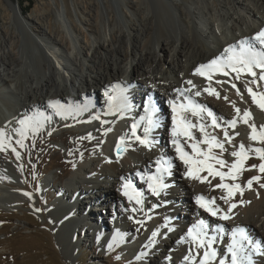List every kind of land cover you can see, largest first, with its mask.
I'll return each instance as SVG.
<instances>
[{"label": "rangeland", "instance_id": "1", "mask_svg": "<svg viewBox=\"0 0 264 264\" xmlns=\"http://www.w3.org/2000/svg\"><path fill=\"white\" fill-rule=\"evenodd\" d=\"M164 1L168 3L170 1L171 6H169L174 12L180 9L181 11L191 9L189 4L183 0ZM255 1L200 0L197 4L202 9L210 4L213 6L216 15L224 14L225 10L230 12L225 15L220 28L226 27L228 23L233 24L236 20L238 22L235 23L236 29L239 28L240 31L242 24L244 28L251 24V29L257 34L264 29L255 24L261 18L257 7L259 3L257 4ZM29 4L32 7L28 12ZM156 9V0H0V56L18 53V55H23V60L27 57L29 60L30 58H37V56L41 57L39 46L37 47L36 44L39 40L37 35H41L43 39L54 42V48H58L57 51L68 55L74 66L82 72L84 80L86 78V83L91 85L90 87L93 86L92 88H96L94 76L99 74L97 73L98 68L104 73L107 71L112 73L117 69V66L127 70L119 75L122 81L124 79L123 82L121 81L123 85L117 81L112 86L99 87L94 95L89 97L91 100H89L90 108L87 106L86 99V103L76 105L80 109L77 112L71 111L65 114L67 110L61 109L62 111H59L61 114L57 115L56 120L50 117L51 115L47 116L46 114L40 115L36 120L32 116L34 113H31L23 118L15 117L12 124H7L6 133L9 141L3 139L6 147L0 150V160L12 165L14 171L7 170L4 166L0 167V177L12 181L13 184L7 183L8 188H13L14 192L16 189L19 192L23 190V194H26V197L29 194V197L19 204H14V206L13 203L6 204L0 200V260L3 264H179L178 260L181 257L184 258L189 255L190 250L195 251L191 239L188 240L189 242L187 240L182 242L181 239L176 240L174 245L170 246L169 253L162 251V247L158 245L159 241L165 244L171 233L178 232L187 225L192 227L202 219L192 214L193 210L190 206H199L196 199H185L187 190L180 184L178 185L181 176L176 173L177 165L180 168L185 165L178 158L176 152L173 154L174 163L168 157L158 159L165 162V167L168 166V162L171 163V175L165 173L163 177L164 183L168 187L159 196L152 195L147 184V177L157 174V163H151L150 170L145 174L142 172L141 175H137V172L131 174L128 171L123 173V179L133 184L137 183L138 190L136 191L142 193L143 206L140 212L135 210L134 206L125 207V205L111 199L105 202L104 199H100L98 202L86 203L84 204L86 208L84 210L82 208V214L87 218L86 224L77 221L76 223L80 224H77L76 227L71 225V233L68 236H65L64 231L66 224L70 225L69 217L67 220H60V222L52 217V213L55 214L54 206L59 205V201H62L59 192L62 191V188L60 189V187L66 185L73 171L77 168L81 169L87 164H92L94 168L98 169L101 162L106 161L107 156L110 155L120 158L123 145L118 153L117 147L112 143L117 128L121 132L118 138L115 137L116 143L124 144V147L126 144V148L132 152H140L141 154L152 152L158 156L163 149L170 148L176 151L171 142L173 139L171 131L173 112L170 102H175L177 107L178 104L182 103L187 106V103L181 95H175L176 90L172 95L171 92L162 90V84L159 82H150L145 79V76L147 79H151L152 66L155 63H152L151 56H148L146 52L140 55V48L138 47L139 41L142 40L141 46H144L146 50H154L157 53L156 61L161 56L166 67L176 58L175 53L170 51L168 42L162 41L159 46L155 44L157 40L155 21L158 18ZM229 15L234 17L231 19L232 21L227 19ZM15 16L17 17L15 18ZM205 16L203 15L204 19L215 18L214 16L212 18L209 13H207V18ZM25 17L29 20H25ZM169 18L170 25H174L173 18L170 15ZM244 20H248V25L245 24ZM254 20L256 21L254 22ZM199 23L202 32L207 36V27L203 22ZM4 31L17 36L18 46L15 50L9 48L8 37ZM33 36H35L34 39ZM135 36L139 38L138 41H136ZM178 36L179 32H175L171 28L169 38ZM43 43L47 44L46 42ZM135 43H138L137 47H135ZM44 47L42 46V48ZM148 57L149 59H147ZM140 58L147 59L144 68L139 70L140 75L136 74L138 80H142L143 84L139 81L138 84H127L125 80H130L133 77V72H130L131 64L139 62ZM36 65L37 62L33 63V69L39 68L38 65L35 68ZM105 68H107L106 71ZM256 72V77H240L237 81L246 83L247 89L250 87L254 88L253 91L256 93H264V81L258 79L260 70L257 69ZM253 80L256 83H253ZM231 81H223L221 87L225 85L223 88L230 90L233 88ZM245 94L241 97L242 105L254 117L252 121H248V124L242 121L241 124L237 125L251 131L248 125L254 124L259 131L261 126H264V122L257 116L259 107L253 102L252 105H248L245 101L251 96L248 91ZM5 95H10L8 90L0 89V97ZM136 95H138L137 104H130V108H133L131 109L132 112L136 111L138 114L126 112L125 102L129 97ZM110 96L114 97L112 102L109 99ZM177 99L180 100L177 101ZM152 104H156V108L159 106L162 114H152ZM183 112L185 113L183 120L196 125L195 128H190L191 135L194 137L192 142L196 143L204 139V133L199 130V126L203 124L209 137L215 136L217 140L224 143L225 153H221L218 148L212 150L213 155L229 164L228 167L222 168L219 164L215 165L218 171L225 173L229 171L231 165L238 160L231 153L239 151L240 144H244L249 158L243 161L241 170L234 173L236 179L225 177L227 181H230V185L239 184L244 190L241 198L232 203L236 205L234 208L239 205L243 206L244 203L248 202L247 199L252 192L260 191V188H263L260 187L264 185V180H260V174L263 175L264 173L259 170V165L264 163V160H261L259 154L253 149L264 148V146L253 145L243 134L236 135L239 133V127L233 128L225 120L219 124L221 127L212 126L211 123L203 119V115H207L205 110L199 111L196 115H193L191 110ZM187 112L191 117H187ZM150 115L158 126L154 127L148 134L150 137L151 134H157L158 139L149 149L141 145L132 136V125L134 123L138 125L136 135L143 138L139 129L144 132V128L147 126V117ZM26 118H32L33 121L38 122V130L22 126L20 121ZM164 118L168 120V123L170 122V126L165 127L163 125ZM213 128H217L223 134L212 133ZM225 128L227 131L237 130L232 133L236 137L238 136L237 140L232 139L231 143L225 142L223 132ZM20 129H23V137L18 131ZM66 129H73L74 131L73 135L66 138L67 142L63 140ZM88 135L94 139L95 149L90 150L88 155L80 160L77 156L70 155L68 143L80 152L83 148L76 147L75 143L79 139L87 138ZM108 136L111 137V145L109 149H106ZM17 141H21V143H17ZM181 141L186 146L185 151L191 154L192 149L188 147L186 137L181 136ZM199 147L207 150L206 144H200ZM71 160L73 163L69 164ZM213 163L215 164V162ZM124 165L122 163L121 167L126 169ZM253 165L256 167H252ZM245 171L249 172L250 175L242 183L235 181L243 177ZM252 177H259V179L253 180L251 187H248L247 182ZM78 185H80L79 182ZM171 195H173V199H168V196L171 197ZM126 209H128V214L125 213ZM173 210L176 211L175 216ZM90 212H94V214ZM75 218H78L77 214L74 215L73 219ZM204 221L210 226L209 235H218L216 243L225 246L224 250H226V245L231 243L230 230L225 228V233L222 238H219V234L215 233L217 225ZM93 223L98 224L96 229L92 228ZM141 225L140 229L139 226ZM121 229L123 232L121 236H116ZM154 231L157 232V236L153 238L152 233ZM250 238L259 242L257 237L252 236ZM149 253L154 254L157 261L152 263L145 259ZM253 257L256 260L254 264H264V256L254 255ZM182 264H191V262L186 261Z\"/></svg>", "mask_w": 264, "mask_h": 264}, {"label": "bare ground", "instance_id": "2", "mask_svg": "<svg viewBox=\"0 0 264 264\" xmlns=\"http://www.w3.org/2000/svg\"><path fill=\"white\" fill-rule=\"evenodd\" d=\"M183 1L187 2L191 9H188L186 11H181L180 9L174 12L172 11L173 9L170 7V1L168 3L164 0H156V11L158 18L155 21V25L157 27V40L155 44L156 46H159L162 41L168 42V44L170 45V51H173L175 53L176 58L172 63H170L166 67L162 62L161 56L156 61L157 53H155L154 50L152 51V49L146 50L144 46H141L142 40H140V44L138 46L140 48V55L141 53L146 52L148 56H151L152 63H155L152 66L151 79H147L146 76L145 79L150 82H159V84H162V90L171 92L172 95L174 93V90H176L175 95H181L182 98L186 101L185 103H187V105L189 101H192L194 105L203 106L205 112H207V115H203L204 121L206 120L208 123L212 124V120L213 118H215L216 122L220 124L224 120L228 122L235 118L237 119L235 127H237V124H241L243 120L238 117L236 109H240V116H242L244 111H247V109L242 105L241 101L242 95L247 92V88L245 86L246 83L244 84L242 83V81H237V73L232 72L231 70L228 71V75H223L221 73H212L211 80H208L205 76L194 75V73L200 65L208 64L211 60L217 59L219 57H226L228 54L225 53L224 50L229 46H234L235 49H237L236 51L238 52L240 50L241 41L244 42L246 47L250 45L257 51H264V46H261L254 39L256 34L255 32H253L254 30L251 29V24H249V27L247 26L246 28H244L242 24L241 29L239 31V28L236 29L237 25L235 23L238 22H236L235 20V23H228L226 27L222 26V28H220L219 26L222 24V20L225 18V15H228L230 13L228 10H223L224 14L216 15L213 6H210V4H205V9H202L199 7L200 5L197 4V2L199 3L200 0ZM256 1L257 4L259 3L257 7L259 13L261 14V18H259L257 22H255L256 20H254V22L258 27L260 26L262 29H264V0ZM254 7L256 6L254 5ZM207 13L211 14V17L214 16L215 18L204 19L203 15L207 16ZM169 15L171 18H173L174 25H170ZM16 17L17 16H15V18ZM232 18L234 19L232 15L227 16V19H229L230 21H232ZM25 20L28 21L29 19L25 17ZM247 21L244 20L245 24L248 25ZM199 22H203V24H205V26L207 27V36H205L202 32ZM171 28L174 29L175 32H179L178 37H174L171 39L169 38V32ZM5 33L8 37L9 48L15 50L18 46L17 36L11 32ZM37 36H39L37 37L39 40L37 39L38 41L36 42V44L37 47L39 46L38 49L40 51L41 57L37 56V58L34 59L30 58V60L27 57L26 59L24 58L25 60H23V55H18V53H9V55L0 56V89H7L10 93L9 96L5 95L0 97V131L4 133L3 139L7 141H9L6 133L8 127L7 124H12V120L15 117L23 118L24 116L26 117L29 116L31 113H34V115L32 116L36 120H38V117H40V115L42 114H46L47 116L51 115L50 117L56 120L57 115L59 116L61 114H57L59 111H65L66 109L67 111H65V114L71 111L77 112L80 109L76 107V105L78 106L80 103L82 104L83 102L86 103V99L87 106L89 107L91 101L90 98L94 95L95 91L99 89V87L106 88L112 86L113 83L117 81L122 84L124 79L122 81V78L119 75L127 71L124 70L125 68H122L121 66H117V69L114 70L112 73L110 71L104 73L100 68H98L97 73L99 74L94 76V83L96 85L94 86L96 88H92L93 86L90 87L91 85L89 86L88 83H86V78L84 80L82 72L74 66L72 60L70 61V59L68 58V55L66 56L65 54L57 51L58 48H54L55 44L51 40H45L41 35ZM34 37L35 36H33V39ZM135 39L136 41L139 40L137 36H135ZM43 42H46L47 44L45 45ZM137 44L138 43H135V47H137ZM42 46H45V49L42 48ZM152 55H154V57H152ZM140 59L141 60L139 62L137 61L135 62V64H131L130 72H133V77L132 79H130L131 81L125 80L127 84H138V81L143 84L142 80H138L136 74L140 75L139 70L141 68H144V63L147 62V59H149V57L146 60H144V58ZM36 62L39 68L33 69V63ZM37 65L35 68L38 67ZM107 68H105V71L107 70ZM254 71H257V69H254ZM240 77L250 78L252 76L244 72L239 74V78ZM77 80H79L78 84ZM189 80H191L195 85L194 88L191 85L187 84V81ZM228 80L233 82L236 87L230 88V90H225L223 88L225 85L221 87L222 82H227ZM166 81L168 83H165ZM205 88H208L209 90L214 89L216 93H219V97H217L216 95H210L209 92L204 91ZM177 89H191V91L177 92ZM19 90H21V92H19ZM150 90H152V88H150ZM237 90H239V93ZM196 91H200L201 95L196 96ZM122 94L124 95V93ZM160 94L161 93L159 92V95ZM137 99L138 95L131 98L129 97L128 103H125L124 105L125 109L127 110H125L126 112L138 114V112L136 111L132 112L131 109L133 108H130V104H137ZM179 100L180 99H177V101ZM53 102L57 103V107L52 106ZM245 102L248 105H252L253 101L252 98H247ZM155 105L156 104H152V114H162L161 108L158 106L157 109ZM209 110L213 114L211 117L208 115ZM186 114L188 115V118L191 117L189 116L188 112ZM177 115L179 118L182 119L183 117H185V113L179 109V104ZM12 116L13 118H11ZM257 116L264 122V110H261L260 108L257 109ZM253 117L254 116L251 114L248 121H252ZM162 123L165 127L168 125L170 126V122L168 123V120H166L165 118ZM242 127H239L238 136H240V134H243L249 139V141H251V143H253V145L264 146V143L251 140L249 138L251 131L247 128ZM231 131L232 130L228 131L229 135L232 136L233 139L237 140L238 136L236 137L232 134L235 130H233L232 132ZM120 132V129L115 130L114 136L112 138V143L114 146L117 147V145H119L121 148L123 145V152L120 155V158H117L115 156L113 157L111 155L109 157L107 156L106 161L103 160L104 162H101L98 169L94 168L92 164L82 166L81 169L77 168L75 171L72 172L71 177L68 179L66 185L60 187V189L62 188V191H59L60 199H62V201H59V205L54 206L55 214L53 215L52 213V217L55 218L57 222H60V220L65 219L67 220L69 217L70 225L66 224L65 226V236H68V234L71 233V225L76 227L77 224H80L76 223L77 221L83 222L84 225L86 224L87 218L82 214V208L83 210L84 208H86V205H84L86 203L89 204L92 202H98L100 201V199H104L105 202L111 199L117 201L120 204L125 205V207L134 206L135 210H139L138 212H140L143 203L139 204L136 202L135 199L129 200V198L124 195L123 187L125 183H130L133 189L138 190V184H133L131 182L125 181L123 179V173L128 171L131 174L132 172H142L145 174L148 170H150V164H156V160L161 157H168L171 162H175L173 154L176 151H173V149L170 148L163 149L158 156L157 154H154L152 152H148L147 154H141L140 152L137 153L130 151L128 148H126V144L124 147V144L116 143L115 140L120 136ZM139 133L144 138L145 133L140 129ZM212 133H216L217 135L223 134L217 128H213ZM73 134V129H66L63 134V140L67 142L66 138ZM148 139L154 143L158 139V135L151 134L150 137V134H148ZM179 139L181 140V137H179ZM186 140L188 141V144L194 143L192 141H189L187 137ZM107 143L108 145L106 146V149H109L111 145L110 136L107 137ZM75 144L76 147L83 148L85 150L83 151V149H81L79 152L78 150L74 149L71 144L68 143V145H70L68 153L72 156H77L79 160L83 159L86 155H88V152L90 150H92L93 148L95 149L94 139L91 135H88L87 138L77 140ZM184 148L186 149L185 145ZM225 151L223 153H225ZM138 160L140 161L137 162ZM72 163V160L69 161V164ZM122 163L125 164L124 166H126V169L121 167ZM3 166L6 167L7 170L14 171L12 165H8L2 160H0V167L2 168ZM225 166L228 167L229 164H225ZM186 171V166L180 168V166L177 165L176 173L181 176V180H179L180 182L178 181V185L180 184L183 188L187 190V195L185 196V199L190 198L191 200H194L198 196H204L206 199L210 200L212 198H215L216 205H218L223 211L227 212V209L229 208L230 204L239 200L243 195V189L242 194L241 191L237 190L234 192L233 196L228 197V203H225V201L222 200L221 197L227 196V190L223 188L214 187L215 185L221 183V180L218 176L213 178L212 176H208L207 172H202L200 173V175L208 176V181H210V183H201L199 180L186 178L184 175ZM249 175L250 173L245 171L243 172V177L235 181L242 183L243 180ZM260 180H264V174H260ZM0 181V200L5 202L6 204L13 203L12 205L14 206V204H19L24 199L29 197V194L27 195V197L26 194H23V190L19 192L16 189L14 192L12 190L13 188H8L7 183H12L10 179L0 177ZM78 182L80 183V185H78ZM229 182L230 181H227L226 178L223 181V183L225 184H229ZM68 184H70L71 186H69ZM260 189V191L252 192V194L247 199L248 202L244 203L243 206L239 205L237 206V208H232V211L230 213L232 218L229 220H219L217 217L209 215L202 208L195 205L190 206L193 210L192 214L194 216H199L203 220H206L214 225H223V227L228 228L230 232L236 227H241L245 229L249 237L253 236L259 238L258 241L264 248V187ZM85 198L87 199L85 200ZM168 199H173V195H171V197L168 196ZM126 210L125 213L128 214V209ZM90 213L94 214V212ZM75 214L78 215V218L73 219ZM175 214L176 211L173 210V215L175 216ZM173 222H175L174 219ZM96 225L98 224L93 223L92 228L96 229ZM141 227L142 225L139 226L140 229ZM190 227V225H187L183 227L182 230L180 229L178 232L171 233V235L168 236V239L165 244L160 243L159 241L158 245L162 247V251L169 253L170 246L174 245V242L176 240H182V237L184 238L182 242L190 240V238L187 237V231ZM122 233L123 232L121 229L116 236L120 237ZM193 247L195 248V245ZM213 247L217 249L219 253L227 255L226 250H224L225 246H223L222 244L220 245L219 243H215ZM181 258L178 260L181 264L183 262H186L183 257ZM145 259L152 263L157 261L156 256H154V254L152 253L147 254ZM254 261L256 262V260ZM0 264H3L2 260H0Z\"/></svg>", "mask_w": 264, "mask_h": 264}, {"label": "snow or ice", "instance_id": "3", "mask_svg": "<svg viewBox=\"0 0 264 264\" xmlns=\"http://www.w3.org/2000/svg\"><path fill=\"white\" fill-rule=\"evenodd\" d=\"M254 39L261 45L264 46V31H260L256 34ZM225 53L228 55L226 57H219L217 59L211 60L208 64L200 65L196 70L194 75L205 76L208 80H211L212 73H221L223 75H228V71L237 73V79H239V74L246 72L252 77L257 76V72L254 69H259V80L264 81V51H257L252 46H245L244 42L241 41L240 50L237 52L234 46H229L226 48ZM253 83H256L253 80ZM188 85H191L193 88L195 85L191 80L187 81ZM233 87L236 85L233 84ZM182 91H191V89H177V92ZM204 91L209 92L210 95H216L219 97V93H216L214 89L209 90L205 88ZM239 93V90H237ZM248 94L251 96L252 101L256 104L261 110H264V93H256L252 88L247 89ZM196 96L201 95L200 91L195 92ZM110 101L114 99V97H109ZM226 99V97H225ZM172 105V144L175 146L176 153L178 158L184 163L187 167V171L184 173L186 178L199 180L201 183L208 182V176H212L215 178L218 176L221 180L220 184L215 185L214 187L223 188L227 190V196H222L221 199L228 203V197L233 196L234 192L239 190L242 194V189L239 184L229 185L223 183L225 177H229L231 179H236L234 175L235 172L241 170V165L244 160L248 159V155L245 151V146L243 143L239 146V151H233L231 155L233 157H237L238 160L231 165V168L227 173L223 171H218L215 168V164H219L222 167L225 166L226 161L218 158L217 156L212 154L213 148H218L223 153L225 151L224 143L217 140L215 136L209 137L205 132V125L201 124L199 126V130L204 133V139L200 140L196 143H190L189 147L192 149V153L189 154L185 151L184 145L182 144L179 137H187L189 141L193 140L194 137L191 135L189 131L190 128H195V124H191L182 118H179L177 115L178 107L175 102H170ZM53 107H57V103H52ZM179 109L183 111L191 110L193 115H196L198 111H203L204 108L201 105H194L192 101H189L188 105L180 104ZM238 117L243 120L245 124H248V120L250 118V112L244 111L242 116H240V109H236ZM57 114H60L59 112ZM208 115L211 117L213 114L209 110ZM231 127H235L237 123V119H233L227 122ZM20 124L27 127H32L34 130H38L39 124L36 121H33L32 118H26L25 120H21ZM158 124L154 122L151 115L147 117V126L144 128L145 136L141 138L136 135V129L138 127L137 124L132 125V136L139 141V143L147 148H151L153 146V142L148 139V133L154 127H157ZM212 126L221 127L215 118L212 120ZM251 128V133L249 138L253 141H259L264 143V126H261L260 130L257 131V128L254 124L248 125ZM23 137V129L18 130ZM225 142L231 143L233 137L229 135L227 129H223ZM236 135H239L237 133ZM4 133L0 131V150H3L6 145L3 142ZM17 143H21V141H17ZM200 144H206L207 150H204L199 147ZM15 151V149H13ZM121 151L120 146L117 145V152ZM257 154H259V158L264 160V148H255L253 149ZM19 156V153H17ZM157 174L150 175L147 177L148 189L154 196H159L162 191L166 190L168 185L164 183V174L171 175V163L168 162V166L165 167V162L162 160H157ZM252 167H256L253 165ZM259 170L264 173V163L259 165ZM207 172L208 176H201L200 173ZM137 175H141L137 173ZM143 178V177H142ZM259 177H252L248 180V187H251L253 180H258ZM124 195L129 198V200L135 199L137 203H142V193L136 191L132 188L130 183L124 184ZM264 187V185H261ZM196 203L209 215L217 217L219 220H229L231 219V211L232 208L236 207L235 204H230L227 212L223 211L218 205L215 203V198L211 200L206 199L204 196L196 197ZM210 226L204 221L199 220L196 224L190 227L187 231V237L191 239L192 243L195 245V251L190 250L189 255L185 256L184 259L186 261H190L191 264H254L253 256L260 255L264 256V248L261 247L259 242L253 241L246 233L245 229L241 227H236L231 231V243L226 245L227 255L219 253L217 249L213 247L218 239V235H209L208 229ZM215 233L219 234V238H222L225 233V228L223 225H217L215 228ZM157 232L152 233V237H156ZM184 238L182 237V240Z\"/></svg>", "mask_w": 264, "mask_h": 264}, {"label": "trees", "instance_id": "4", "mask_svg": "<svg viewBox=\"0 0 264 264\" xmlns=\"http://www.w3.org/2000/svg\"><path fill=\"white\" fill-rule=\"evenodd\" d=\"M27 2V1H26ZM31 7H32V5H28V7H27V11L29 12L30 11V9H31Z\"/></svg>", "mask_w": 264, "mask_h": 264}]
</instances>
